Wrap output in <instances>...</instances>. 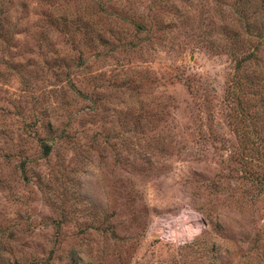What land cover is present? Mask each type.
Returning a JSON list of instances; mask_svg holds the SVG:
<instances>
[{
    "label": "rangeland",
    "instance_id": "1",
    "mask_svg": "<svg viewBox=\"0 0 264 264\" xmlns=\"http://www.w3.org/2000/svg\"><path fill=\"white\" fill-rule=\"evenodd\" d=\"M234 3L9 0L0 264H264V134L228 119L255 45Z\"/></svg>",
    "mask_w": 264,
    "mask_h": 264
},
{
    "label": "trees",
    "instance_id": "2",
    "mask_svg": "<svg viewBox=\"0 0 264 264\" xmlns=\"http://www.w3.org/2000/svg\"><path fill=\"white\" fill-rule=\"evenodd\" d=\"M6 1L9 2L0 0V37L10 34L12 28L8 20L10 11ZM234 2L242 33L236 30L237 33L231 31L230 35L233 34L235 42L238 37L241 39V49L247 47L252 40L255 41V45L252 48L248 46L234 60V75L227 94V100L232 107L228 119L230 124H234V130L241 127L256 134L254 141L259 147L261 142L257 141L261 140L264 134V51L259 50L264 44V0ZM243 65L247 67V73L239 72ZM246 121L248 123L243 124ZM38 144L44 155L50 152L51 145H48V139H39Z\"/></svg>",
    "mask_w": 264,
    "mask_h": 264
}]
</instances>
